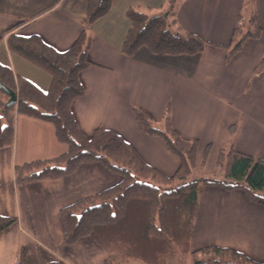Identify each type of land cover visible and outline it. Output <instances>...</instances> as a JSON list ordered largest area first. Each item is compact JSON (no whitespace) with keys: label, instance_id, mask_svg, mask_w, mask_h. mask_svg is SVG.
<instances>
[{"label":"crops","instance_id":"obj_1","mask_svg":"<svg viewBox=\"0 0 264 264\" xmlns=\"http://www.w3.org/2000/svg\"><path fill=\"white\" fill-rule=\"evenodd\" d=\"M0 0V65L42 92L51 77L8 51L10 30L20 37L37 36L57 52L67 51L86 30L88 60L79 82L84 94L71 103V114L83 135L111 130L147 165L171 177L178 159L163 141L142 133L131 108L144 110L159 126L168 113L171 127L186 140H196L197 166L216 169L223 147L264 161V80L254 74L264 57V0H112L108 13L89 28L84 19L88 0ZM50 8V9H49ZM130 8L167 14L173 11L183 33L208 45L194 56H155L142 47L133 57L122 54ZM255 18L257 39L226 60L235 27ZM32 18V19H31ZM250 27V24L248 26ZM235 126L229 139V128ZM230 140V141H229ZM208 149L204 158L205 150ZM62 152L54 128L26 116L15 119L14 143L0 149V216L15 222L0 233V264H15L17 249L26 247L33 264H104L108 253L94 235L71 246L62 242L60 210L115 186L121 177L98 163L83 164L57 180L17 186L15 166L50 160ZM230 248L264 264V208L240 190L203 187L190 250Z\"/></svg>","mask_w":264,"mask_h":264},{"label":"trees","instance_id":"obj_2","mask_svg":"<svg viewBox=\"0 0 264 264\" xmlns=\"http://www.w3.org/2000/svg\"><path fill=\"white\" fill-rule=\"evenodd\" d=\"M61 0H56V5ZM112 0H88L84 19L89 28L110 10ZM174 0H168L173 7ZM50 9V8H49ZM129 29L122 54L133 57L140 48L155 56H194L201 54L207 42L183 33L177 26L175 13H153L130 8L126 11ZM32 19V18H31ZM226 47V60L239 51L247 39H257L260 29L251 17L250 27L240 21ZM91 38L83 31L65 52H57L37 36L20 37L10 30L5 42L15 54L51 77L48 90L42 92L29 81L17 77L0 65V85L16 95L14 105L0 87V149L14 143L15 119L26 116L54 128L61 154L50 160H36L15 166L14 182L24 186L41 180H57L72 174L83 164L98 163L121 181L100 193L80 199L60 210L62 242L71 246L94 235L108 253L104 264H261L230 248L206 247L190 250V241L198 213L203 187L216 186L226 191L240 190L254 204L264 208V161L234 151L229 145L218 155L216 169L221 179L204 177L203 166H197L198 142L186 141L171 127L168 113L161 126L140 108H131L139 130L163 141L179 166L171 177L144 163L133 148L111 130L97 128L90 139L77 127L71 114V103L83 96L79 74L93 64L87 54ZM254 74L264 80V57ZM235 126L229 128V139ZM230 141V140H229ZM209 148H206L204 158ZM15 222L0 216V233ZM15 264H33L26 247H19ZM39 264H61L41 260Z\"/></svg>","mask_w":264,"mask_h":264},{"label":"rangeland","instance_id":"obj_3","mask_svg":"<svg viewBox=\"0 0 264 264\" xmlns=\"http://www.w3.org/2000/svg\"><path fill=\"white\" fill-rule=\"evenodd\" d=\"M248 1H249L248 3H250L251 0H248ZM248 26H249V22H247V23L244 22V29H245V31H247L249 29ZM202 174H203L204 177L218 178V179H221L222 176H223L222 171L221 170H217V169H215L214 172H212V173H206L203 170L202 171ZM186 263L187 264H191L190 263V260H186ZM129 264H140V263L130 262ZM171 264H179V260H174Z\"/></svg>","mask_w":264,"mask_h":264},{"label":"water","instance_id":"obj_4","mask_svg":"<svg viewBox=\"0 0 264 264\" xmlns=\"http://www.w3.org/2000/svg\"><path fill=\"white\" fill-rule=\"evenodd\" d=\"M0 87L5 91V93L7 94L8 98H9V100L7 102V107L14 105L16 102V95L13 92L4 88L3 86L0 85Z\"/></svg>","mask_w":264,"mask_h":264}]
</instances>
